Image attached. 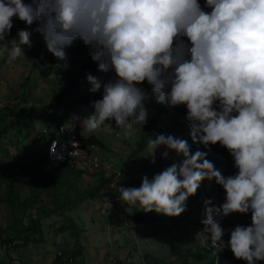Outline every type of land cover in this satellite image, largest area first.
<instances>
[{
	"label": "clouds",
	"instance_id": "obj_1",
	"mask_svg": "<svg viewBox=\"0 0 264 264\" xmlns=\"http://www.w3.org/2000/svg\"><path fill=\"white\" fill-rule=\"evenodd\" d=\"M15 20L25 26L9 40ZM34 32L57 63L67 64L66 49L82 41L105 74L86 73L88 91L99 98L88 115L73 116L84 131L115 127L132 137L133 125L149 121L150 99L186 109L189 136L199 147L193 151L173 133L148 137L150 163L161 148L162 159L175 156L151 178L143 175L139 187L114 181L117 199L179 217L201 183L215 181L222 202L203 200L195 239L246 264L264 262V0H0V43L9 49V64L33 47ZM217 145L232 159L229 174L207 158ZM102 205L113 207L108 197ZM233 214L250 215V223L224 227Z\"/></svg>",
	"mask_w": 264,
	"mask_h": 264
},
{
	"label": "rangeland",
	"instance_id": "obj_2",
	"mask_svg": "<svg viewBox=\"0 0 264 264\" xmlns=\"http://www.w3.org/2000/svg\"><path fill=\"white\" fill-rule=\"evenodd\" d=\"M24 26L15 20L8 39L16 37V29ZM40 39L41 35L34 32L33 47H25L26 55L12 64L7 62L9 49L0 43V264H149L151 257L162 264H213L214 250L201 246L195 234L203 229L199 225L203 200L211 198L215 205L222 202L223 190L215 181H203L198 189L200 196H191L187 211L179 217L152 212L147 213L152 222L143 223L133 216L136 211L144 212L140 206L122 204L112 187L114 181L117 186L139 187L143 175L151 178L172 162L175 154L164 160L161 148L156 163H150L148 137L173 133L187 139L193 151L197 145L179 133L178 126L166 125L168 121L148 105L149 121L143 128L133 125L136 134L132 137L115 127L94 133L84 131L73 116L88 115L92 111L90 102L98 99L96 93L76 102V96L86 92L90 84L86 74L66 81L61 62L53 63L44 79L32 73L29 64ZM75 43L80 49L69 51L68 69L72 72L78 69L77 61L82 48H86L82 41ZM150 118H154L160 132L143 136ZM57 127L70 133L64 138L66 142L79 143L87 136L98 139L101 146H87L83 155L95 167L100 165V158L109 159L111 170L101 171L98 178V174L53 173L33 164L44 158L47 140L50 146L60 140L51 138ZM215 166L225 174L233 171ZM105 197L113 205L109 211L102 205ZM237 223H250V215L233 214L222 222L226 228ZM224 238L228 239L227 233ZM224 251L233 257L231 251Z\"/></svg>",
	"mask_w": 264,
	"mask_h": 264
},
{
	"label": "trees",
	"instance_id": "obj_3",
	"mask_svg": "<svg viewBox=\"0 0 264 264\" xmlns=\"http://www.w3.org/2000/svg\"><path fill=\"white\" fill-rule=\"evenodd\" d=\"M78 46L79 45L74 42V44L71 47L66 49V51L68 53V62H67V64L61 62L63 64L62 76L64 77V79H66V81L72 82L74 80H77L78 78L81 77V75H84L86 73L104 74V73L99 72L97 70V64H96V62L92 61L90 56L88 55L89 49L87 47L82 48V56L77 61L78 69L76 70V72H72L71 70L68 69V63L70 60V52L69 51L74 47L76 49H80V48H78ZM56 62L57 61H56L55 57L47 51V49L44 45V42L42 40V37H41V39L37 43L36 50L33 53V57L30 60L29 70L32 73L36 74V76H38L39 78L44 79V78L48 77L49 71H50L53 63H56ZM91 94H94V93H90L87 90L83 94H79L78 96H76L77 98H75V100H77L76 102H79L81 97H85L88 100V99H90ZM96 98H99L98 94H96ZM147 105L149 107H151L152 109H154L158 114H160L165 120L168 121L166 125H169V127L178 126L179 133L186 134L187 137L189 138V140L191 141V138L189 136L190 130H189L187 122L184 119V114H185L186 109L183 106H180L177 108H169V107H166L164 105L156 104L155 101L152 99L149 100ZM150 120H151V123L148 125V127L146 129H144L143 136H146L148 133L160 132V127L156 125L154 118H150ZM62 128L63 127L58 128L56 133L51 138L58 137V139H62V138H65L66 135L70 134V133H67L65 131V129H62ZM80 142H81V145H80L81 150H85V148L87 146H93V147L94 146H101L100 141L98 139L94 138L93 136H87L85 139H83V141L81 138ZM49 147H50V144L48 145V140H47V142H45V145H44V148H45L44 154H43L44 158H42V160H37V159L34 160L33 164L42 165L43 167H45L50 172H53V173L68 172L70 174H75L78 176L80 174L86 175V176L98 174L97 175L98 178H101V177H99L100 176L99 174L101 173V171L105 172L109 169L111 170V168H112V166L110 165L111 161L109 159H105L103 157L100 158L101 160H99L100 165L95 167V168H91V169L82 168V167H79L77 165H74L73 161H71V163H65V162L52 160V159L48 158V156L46 155V150ZM197 147H199V146L197 145ZM207 158L209 160L213 161L215 165H219V166L226 167V168H232L231 157L229 156V154L227 153V151L225 149L219 147L218 145L213 146L212 152L208 155ZM197 195L200 196L199 190L197 191ZM20 211L22 212V207H20ZM147 215H148L147 213L139 212V211H136L133 214V216L135 217V219L139 223L152 222V218H149ZM29 221L31 223H34L33 221L30 220V218H29ZM199 225H200V227L203 228L202 224H199ZM224 253H226V254H224ZM216 255H226L230 259V261H231V259L234 261H237L236 259H234V257H231L227 251H224V250L219 252V253L217 251H214L213 257ZM213 257H211L212 260H213ZM148 263L149 264H162V262L160 260H158L154 257H151L150 260L148 261ZM231 263H232V261H231ZM262 264H264V262Z\"/></svg>",
	"mask_w": 264,
	"mask_h": 264
},
{
	"label": "bare ground",
	"instance_id": "obj_4",
	"mask_svg": "<svg viewBox=\"0 0 264 264\" xmlns=\"http://www.w3.org/2000/svg\"><path fill=\"white\" fill-rule=\"evenodd\" d=\"M81 138L79 139V143H76V142L73 143V141L66 142V141H64V138H62L59 141L55 142L53 145H51L46 150V155L48 156V158H50L52 160L60 161V162L71 163V161H73L74 165H77V166L82 167V168H89V169L95 168V165L92 164V162L89 161V159L86 156H84L83 153L80 155L75 154V150L73 148V145L78 144L79 149H80ZM51 147H52L54 152L56 151L57 154H62L64 158L63 159L55 158L50 152ZM60 149H61V152H59ZM70 152H72V153H70ZM225 261L228 262V264H232L230 259L226 255H216L213 257V264H217V262H218V264H226Z\"/></svg>",
	"mask_w": 264,
	"mask_h": 264
},
{
	"label": "built area",
	"instance_id": "obj_5",
	"mask_svg": "<svg viewBox=\"0 0 264 264\" xmlns=\"http://www.w3.org/2000/svg\"><path fill=\"white\" fill-rule=\"evenodd\" d=\"M59 152H61V149H60V151ZM58 253H59V251H58ZM226 262V261H225ZM226 264H228V262H226Z\"/></svg>",
	"mask_w": 264,
	"mask_h": 264
}]
</instances>
